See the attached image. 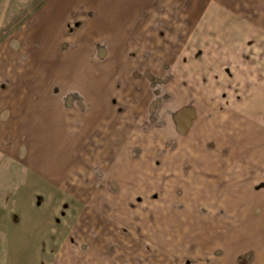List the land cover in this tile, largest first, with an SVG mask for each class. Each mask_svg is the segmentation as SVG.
Segmentation results:
<instances>
[{
  "label": "rangeland",
  "instance_id": "obj_1",
  "mask_svg": "<svg viewBox=\"0 0 264 264\" xmlns=\"http://www.w3.org/2000/svg\"><path fill=\"white\" fill-rule=\"evenodd\" d=\"M49 1L0 0V122L31 111L24 94L49 117L39 137L17 118L21 149L0 125L23 159L1 156L0 264H264V39L234 55L218 24L177 22L113 49L83 28L120 17L60 23Z\"/></svg>",
  "mask_w": 264,
  "mask_h": 264
},
{
  "label": "crops",
  "instance_id": "obj_2",
  "mask_svg": "<svg viewBox=\"0 0 264 264\" xmlns=\"http://www.w3.org/2000/svg\"><path fill=\"white\" fill-rule=\"evenodd\" d=\"M60 1L62 4L69 6V10L64 14L60 23L68 21L67 18H69L70 16L74 17L75 15H81L77 18L81 19L84 23H88L89 21L94 22V18L97 17L99 19L106 18L105 21L107 22V24H109V22L112 23L114 20H117V17H120L121 22L125 23L126 25L124 29L119 30V32L109 30L106 27L103 32L93 34L94 31L91 30V28L88 29L90 26L88 27L86 25L87 28H83V31L85 32L84 36L89 35L90 37L114 38L112 40L111 46H109L113 47V49L121 50L125 49L126 47L128 48L129 45H127V42L125 40L134 36L136 37L132 39H160L165 36L170 37V35L162 33H170L171 29L169 27L170 25L168 24L177 22L218 24L216 36L218 37V39L227 41H224L225 47L228 48V45H231L229 47L232 48V54L234 55L255 53L256 50H252L251 47H247L246 44H251L250 41H252V39H264V0H135V2H124V0H122L115 3L117 5L126 6V10L120 12V15L116 14L115 17L112 16L111 12L112 6L115 5L114 0ZM99 2H105L104 8L98 6ZM133 5H135L136 8L133 9V7H131ZM82 9H84V11H82ZM133 23L137 24L135 25L134 31H131L129 29L132 28L131 24ZM246 28H248L249 31ZM202 30H205L204 32H208L209 28L203 27ZM48 36L52 37V35ZM206 36L207 34L203 35L202 37L205 38ZM116 38H118V41L115 40ZM119 38H124L125 40H119ZM239 40H247V43L243 42L242 46L243 48H248L249 50H247L246 52L245 50H242V46H240ZM89 47H91V44L88 45V48ZM74 75L76 74L74 73ZM30 81L31 82L28 83L24 82V84L25 86L29 85L28 90L31 92H33V90L37 92L39 91V88L43 90V85L44 87H47L48 85L47 78L44 80L40 78V80H37L34 83L32 82V79H30ZM104 92V90H100L99 95H104ZM22 97L23 99H21L20 101H15V106L17 107L18 102L20 103L18 106H22L25 102H27V105L30 104L31 111L19 113L18 110H15L16 113L12 115L13 117H11V119L7 118V120L0 122V125H3V127L10 126L14 129L12 132L6 131L9 134L5 137V139L9 137L10 142H13L14 146L17 143V137L21 136L20 146L18 147L19 149H21L23 144L28 145V142L31 140L32 133L27 131L25 121L28 120L25 119L33 116L38 119L37 121L42 125V129L41 131H39V129H36L35 134L39 137L43 136L44 133H46L49 118L47 116V113L42 109L41 103L44 100L45 103L47 102L46 99H43L45 98L43 95L40 94L39 98H41H37L34 104L28 102L29 100L27 94H24V96ZM17 118L24 119L25 121L22 122V120H20V122H17ZM45 143L47 144V137L45 139ZM5 154L6 155L4 157L7 159L4 163V161H1L3 156L0 153V167L2 163H4L5 165L13 164V161L15 162L18 158L20 160H23L19 155V152L12 153V158L9 157L8 153L5 152ZM40 170L41 171L38 172L41 174V176H44L43 169Z\"/></svg>",
  "mask_w": 264,
  "mask_h": 264
}]
</instances>
